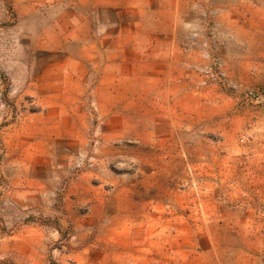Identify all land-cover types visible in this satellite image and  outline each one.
<instances>
[{
  "label": "rangeland",
  "instance_id": "1",
  "mask_svg": "<svg viewBox=\"0 0 264 264\" xmlns=\"http://www.w3.org/2000/svg\"><path fill=\"white\" fill-rule=\"evenodd\" d=\"M0 264H264V0H0Z\"/></svg>",
  "mask_w": 264,
  "mask_h": 264
},
{
  "label": "bare ground",
  "instance_id": "2",
  "mask_svg": "<svg viewBox=\"0 0 264 264\" xmlns=\"http://www.w3.org/2000/svg\"><path fill=\"white\" fill-rule=\"evenodd\" d=\"M68 20H70L68 18ZM76 26V25H75ZM74 26V27H75ZM65 27V26H64ZM66 29V28H65ZM73 29V28H72ZM61 30V29H60ZM84 30V29H83ZM82 30V31H83ZM87 31V30H86ZM84 33V32H83ZM63 34V33H62ZM61 34V35H62ZM64 34H66L68 36V31L66 30L64 32ZM84 35V34H83ZM76 36V35H75ZM78 36V35H77ZM87 36V34H86ZM85 36V37H86ZM75 39V38H74ZM79 39V38H78ZM64 40V39H63ZM73 40V39H72ZM76 40V39H75ZM87 40V38L85 39ZM67 42V41H66ZM86 42V41H85ZM81 46V43L79 40H76L74 41L73 43H65L63 45V51H64V54H65V57L63 58L65 60V67L64 65L62 64L61 66L60 65H56L54 68H51L50 66L47 67L46 69V77L44 80H48L50 78V75H52L53 71H57L59 72L60 70L62 71V69L66 68V67H69V66H73V65H77L78 68L81 70V76L82 74H84V72H86L84 70V66L82 65L83 63H88L90 60L92 61L93 63V55H92V49L91 47H89V50L87 49H83V46ZM85 48V47H84ZM100 57V56H99ZM96 59V58H95ZM92 65V64H91ZM108 67V66H107ZM80 74V73H79ZM61 75V74H60ZM81 76L78 77V80L81 79ZM43 77V76H42ZM69 77V75H68ZM155 84V83H154ZM177 91L180 90L179 88L176 89ZM185 102V101H184ZM184 106V105H183ZM186 110V109H185Z\"/></svg>",
  "mask_w": 264,
  "mask_h": 264
}]
</instances>
